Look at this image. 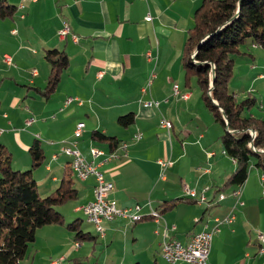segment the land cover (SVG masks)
Returning <instances> with one entry per match:
<instances>
[{"label":"crops","instance_id":"obj_1","mask_svg":"<svg viewBox=\"0 0 264 264\" xmlns=\"http://www.w3.org/2000/svg\"><path fill=\"white\" fill-rule=\"evenodd\" d=\"M0 1L7 6L5 15L0 13V142L12 151L13 167L31 166L29 147L39 138L45 154L33 170L39 194L45 196L64 179L70 180L75 196L61 204L72 202L71 212L85 216L81 207L95 198L96 180L77 177L69 164L72 156L61 150L82 121L78 147L113 181L110 198L120 207L139 203L144 214L137 222L123 217L106 221L104 235L81 225L87 234L84 241L105 243L95 254L75 241L74 230L65 226L67 212L60 208L65 222L38 227L21 264H51L60 258L58 264H193L162 257L165 235L187 242L193 233L212 227L215 217L229 214L234 219L214 233L209 264H264V242L258 237L264 230V198H260L264 171L252 162L243 184L231 181L238 163L224 152L225 129L205 103L197 77L187 74L184 66L189 31L204 0H25L24 8L22 0ZM65 22L78 41L71 34L59 35ZM246 43L235 57V67L242 64L245 72L251 64V85L244 79L241 87L235 83L229 87L238 98L256 96L259 104L261 98L252 92L264 85V48ZM49 49L63 52L68 62L47 93L52 70L46 57ZM6 54L13 64L4 61ZM244 76L248 75L238 77ZM175 83L187 98L172 94ZM245 88L252 91L237 93ZM148 99L160 104L145 106ZM255 107L253 114L264 118ZM127 113L134 114V120L123 125L119 116ZM31 116L35 120L27 125ZM163 118L173 123L171 129L161 124ZM97 130L99 135L128 142L126 150L112 149L108 140L93 135ZM137 131L142 134L138 140L133 139ZM93 148L121 154L103 162L105 156H95ZM162 159L171 161L163 178ZM240 185L243 204L233 194ZM186 187L204 193L206 199L187 196L166 208L161 222H156L151 208L186 196Z\"/></svg>","mask_w":264,"mask_h":264},{"label":"trees","instance_id":"obj_2","mask_svg":"<svg viewBox=\"0 0 264 264\" xmlns=\"http://www.w3.org/2000/svg\"><path fill=\"white\" fill-rule=\"evenodd\" d=\"M6 9L0 1L2 15ZM249 41L264 48V0H204L196 12L184 51L186 73L197 77L205 103L225 129L224 148L238 163L231 177L237 184L244 183L252 162L264 171V118L251 111L257 105V98L250 95L239 99L229 87L235 57L243 53L241 45ZM46 57L52 66L47 84L49 93L55 88L68 58L56 49L47 50ZM209 89L211 94H208ZM133 120L132 113L119 116L123 125ZM93 135L108 140L112 149L123 141L116 136L99 135L98 130ZM29 152L31 167L15 169L12 151L0 142V264H21L35 241L37 228L49 223H64L57 205L75 196L71 181L65 179L55 191L41 196L33 175V170L45 157L39 138H35ZM187 198L166 201L164 207L157 209L162 213ZM67 225L75 231L77 241L87 238L78 221L67 222Z\"/></svg>","mask_w":264,"mask_h":264},{"label":"built area","instance_id":"obj_3","mask_svg":"<svg viewBox=\"0 0 264 264\" xmlns=\"http://www.w3.org/2000/svg\"><path fill=\"white\" fill-rule=\"evenodd\" d=\"M21 4H23V8L25 7V0L21 1ZM24 16V14L22 15ZM147 20H151L152 16L151 14L147 15ZM16 31V30H14ZM67 34H71L72 38L75 41L79 40V36L75 33L71 32V28L68 22H65L63 27L59 30V35L61 37L67 36ZM150 56V53H148ZM4 61L8 64H13V58L12 56L6 54L4 56ZM34 72L36 70H33ZM172 94L174 96H181L184 98V93L181 92L180 85L178 83H175L173 85V91ZM73 98H68V102H70ZM80 103L82 101L80 100ZM160 104L159 100L156 99H148L144 101L145 106H158ZM35 117L31 116L26 120L27 125H30L34 122ZM161 124L171 129L173 126V123L169 122V119L163 118L161 120ZM85 123L80 121L76 124L75 130H74V137L65 140L62 143L61 150L68 156H76L77 161H81V170L82 175L85 178H88L89 176H94L96 183L94 187V194L95 198L89 202L86 203V207L81 208L85 216L88 217L89 220L93 221V225L95 228L99 229L103 235L105 234V222L112 220L116 217H123L131 220L132 222H137L143 219L144 214L142 213V205L137 203L134 206L131 207H120L117 205V202L110 198V193L114 188V183L110 179H108L104 173L103 170L99 169L97 164H95L92 161H89L86 159V157L82 154L78 147V139L81 137L83 131H84ZM142 137V134L140 131H137L133 139H140ZM128 146V142H121L119 145V149L125 151ZM226 152V151H224ZM213 152H210L212 154ZM93 154L95 156L98 155H104V161L118 158L121 154V152H118V150H113L110 153H105L103 149L100 148H93ZM236 160V158H234ZM162 171H161V177L163 178L165 176V168L171 163L170 160H159ZM260 180L261 184L263 186V192H264V172L260 174ZM186 196H189L191 198H196L200 201H204L206 199V196L204 193L198 194L195 189H191L186 187ZM242 185L237 187L233 194L237 197L238 203L243 204V200L241 199L242 195ZM225 194H221L220 198H224ZM151 216L155 219L156 222H161V219L163 218L162 213L156 209L151 208L150 212ZM234 219L233 214H229L225 216L224 218L215 217L214 218V224L210 228H204L200 231H197L193 233L190 237V239L187 242H182L178 238L174 236H170L168 234L165 235L164 239L161 243V254L162 257L168 261V262H176L179 260L187 261L193 264H209V254L211 251L212 246V240L214 233L220 230V227L224 223L231 222ZM167 227V224H166ZM176 228L175 224L171 225V229L174 230ZM259 241H264V231L259 230ZM79 243L76 242L75 246L79 247ZM264 252V249H262V253ZM61 258L59 260H52L51 264H58L60 262Z\"/></svg>","mask_w":264,"mask_h":264},{"label":"rangeland","instance_id":"obj_4","mask_svg":"<svg viewBox=\"0 0 264 264\" xmlns=\"http://www.w3.org/2000/svg\"><path fill=\"white\" fill-rule=\"evenodd\" d=\"M247 45V43H245V44H243L242 46H246ZM238 60H240L239 59V57H238ZM238 63H240L239 61H238ZM235 70H234V74H233V76H232V79H231V81L229 82V86H231V83L234 85V83L235 84H237L238 85V87H241V85H242V83H243V81H244V79H246L247 81H248V83H250V82H252V69H251V64L250 63H248V68L246 69V71L244 72V70H242V64H240L239 65V69H238V66H236L235 68H234ZM241 71V73H238V72H240ZM244 73H246L248 76H244V77H238L239 75H243ZM250 85H251V83H250ZM212 87V86H211ZM250 87H253V86H250ZM251 88H245V90L243 91L242 89L239 91H237V93L239 94V93H243L244 95H246V94H248L250 91H252V90H250ZM254 89H256V91H254V92H252V93H254V94H256L259 98H261V100H262V103H259V104H257L256 105V107L254 108L255 109V112L256 113H258V114H261V115H264V85L262 86V85H260L259 87H257V86H255V88ZM210 90L211 89H209V91H208V94H209V92H210ZM246 91V92H245ZM239 98L241 99V98H243V95H240L239 96ZM214 101V100H213ZM224 128V127H223ZM43 143H44V141H43ZM70 164V163H69ZM31 166H29V167H27V168H22L21 170H24V169H28V168H30ZM74 176V178H75V181L77 182V183H79L80 181H79V179L78 178H76V176L75 175H73ZM260 198H264V193H262V195L260 196ZM58 206V209H60V208H63V211H65V213H66V215H68L67 216V218H69V220L67 219V221H66V223L67 222H73V221H79L80 220V222H81V225L84 227V229H85V231H87V230H89V231H91L92 233H96V232H98L97 230H96V228L94 227V225H92L93 223L92 222H90V221H88V219H87V216H86V218H85V216H84V214H83V212H79V213H73V212H71V209H72V202H68V203H65V204H59V205H57ZM61 210V209H60ZM69 214L70 215H72L71 217L69 216ZM79 219V220H78ZM90 222V223H89ZM67 228H68V225L66 226ZM262 231H264V230H262ZM99 233V232H98ZM73 234H75V232L73 231ZM100 234V233H99ZM75 241H76V239H75ZM80 242H82V244L83 243H85V245H87L88 247V250H90V251H92L93 253H95V254H97V252L100 250V248H103V246L105 245V243L101 240V239H98V241L95 243V244H93V241H89V240H87V241H84V240H79ZM93 246H95L96 248H92ZM86 249V248H85ZM92 249V250H91Z\"/></svg>","mask_w":264,"mask_h":264},{"label":"bare ground","instance_id":"obj_5","mask_svg":"<svg viewBox=\"0 0 264 264\" xmlns=\"http://www.w3.org/2000/svg\"><path fill=\"white\" fill-rule=\"evenodd\" d=\"M187 97H188V93H184V98H187ZM169 122L172 123L170 120H169ZM70 167H71V169L73 170V172L76 173V176H77V177H79V178H81V179H83V180L86 179V178L82 175L81 161H77L76 156H72V161L70 162ZM84 207H86V204L82 205L81 208H84ZM87 219H88V217H87ZM88 221H90V222L93 223V221H91V220H89V219H88ZM96 230H97L101 235H103V233H102L99 229L96 228ZM258 237H259V233H258ZM261 242L263 243L264 241H261ZM261 252H262V250H261Z\"/></svg>","mask_w":264,"mask_h":264},{"label":"water","instance_id":"obj_6","mask_svg":"<svg viewBox=\"0 0 264 264\" xmlns=\"http://www.w3.org/2000/svg\"><path fill=\"white\" fill-rule=\"evenodd\" d=\"M209 94H211V91L209 92ZM214 103H215L216 105L218 104V102H217L216 100H214ZM257 151L260 152L261 150L258 149Z\"/></svg>","mask_w":264,"mask_h":264}]
</instances>
